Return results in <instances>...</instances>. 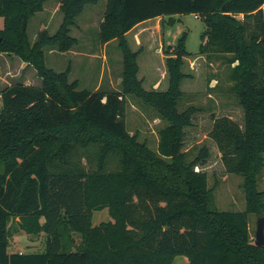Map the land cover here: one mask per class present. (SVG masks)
<instances>
[{"label": "trees", "instance_id": "16d2710c", "mask_svg": "<svg viewBox=\"0 0 264 264\" xmlns=\"http://www.w3.org/2000/svg\"><path fill=\"white\" fill-rule=\"evenodd\" d=\"M96 2L59 0V27L39 30L31 43L28 23L45 0H0V53L19 57L40 79L0 92V264H171L177 256L187 264H264L248 220L264 213V189L257 188L264 171V0H106L98 37L118 41L120 86L80 89L69 68L46 65L45 50H71V27ZM183 14L203 19L197 53L228 64L243 111L241 124L214 116L208 132L226 172L242 176L243 211L211 205L208 174L195 168L208 151L183 149L197 110L178 107L188 77L184 57L192 55L186 32L164 49L165 90H147L138 78L140 49H130L126 33L156 17L171 25ZM127 96L165 122L155 149L129 133ZM103 209L109 219L93 225V212ZM14 220L28 235L44 233L43 251H8Z\"/></svg>", "mask_w": 264, "mask_h": 264}, {"label": "rangeland", "instance_id": "374dc122", "mask_svg": "<svg viewBox=\"0 0 264 264\" xmlns=\"http://www.w3.org/2000/svg\"><path fill=\"white\" fill-rule=\"evenodd\" d=\"M47 1V6H55L56 1L59 0ZM105 3L106 0H97L96 3L87 4L76 19L78 27L72 29V35L75 34L77 37L76 50L83 53L80 55V62L69 54L57 61L54 55L48 52L49 50H45V63L48 67L62 71L67 66L73 65V70L70 71L68 77L69 80L76 79L80 89L93 90L97 87L118 89L120 86L122 55L118 41L114 40L104 45L98 37L99 21L102 18ZM173 18L179 21L171 25L167 24V18H152L127 34L130 49L132 51L140 49L137 57L140 69L138 78L143 80V87L147 90H165L168 86V76L164 49L167 46H174L182 32H186L185 47L192 55L184 57L182 70L188 74V77L180 85L184 95L178 107L179 110H183L187 106H194L197 110L193 115L191 126L185 129L183 149L192 150V155H195L202 146L207 149L208 157L204 164L197 165L195 168L205 170L208 174L209 187L214 188L211 205L219 210L243 211L245 194L242 187V176L226 172L220 152L208 137L214 116L226 115L240 124L243 120V111L230 91L229 66L221 58L208 59L197 53L200 34L205 30V24L200 16L183 14L178 19ZM61 20L62 13L59 10L51 18L43 12L31 17L27 28L30 42L34 41L40 25H46L48 32L52 34L59 27ZM2 26L3 19L0 17V28ZM21 72L19 70V73L12 75L11 78L8 77L9 83H16L18 79L28 74L25 70ZM29 76L31 74H28L31 82H37ZM164 123L151 108L140 100L127 96V129L130 134H136L139 141H145L150 149H155L158 129ZM257 188L258 190L264 189V171L258 177ZM261 216H264V213L248 214L249 231L253 241L257 219ZM108 219L107 209H103L94 211L91 221L95 225ZM15 220L9 225L8 251L10 253L13 251L25 253L43 251L45 248L44 233L28 235L18 229ZM171 264H187V258L177 256Z\"/></svg>", "mask_w": 264, "mask_h": 264}, {"label": "crops", "instance_id": "0c3cea01", "mask_svg": "<svg viewBox=\"0 0 264 264\" xmlns=\"http://www.w3.org/2000/svg\"><path fill=\"white\" fill-rule=\"evenodd\" d=\"M56 5L53 6H47L48 4V1L45 0V3H44V7H43V10L36 13V14H39V13H46V16H49V18H51V16H53L54 13H56L58 11V6H59V1H56ZM34 14V15H36ZM33 15V16H34ZM32 16V17H33ZM160 18V17H158ZM148 20H151V19H148ZM148 20H145L141 23H138L137 25H135L132 29H134L135 27L141 25L142 23L144 22H147ZM62 21V20H61ZM78 27V23L76 22L74 26H72V28L70 29V35L74 38L77 39L76 35H72V29H76ZM41 29H47V26L46 25H40L39 29L38 30H41ZM131 29V30H132ZM129 30L127 33H126V38H127V34L131 31ZM114 40L108 42V43H105L104 45H107L111 42H113ZM76 45L69 51L67 52H64V53H61V52H58L54 49L52 50H49L48 52L53 54L55 59L58 61L60 59H62L64 57V55L66 54H69L70 56H72V58L74 59L76 57V59L78 60V62H80L81 60H79L80 58V55L83 54L82 52L76 50ZM92 55V54H90ZM107 59V58H106ZM0 92L1 90L5 87V86H8L12 83H9L8 79L12 77V75L16 74V73H19V70H21L22 72L25 70L26 72H28V74H31V79H36L37 82L34 83V82H31L30 78H28V74H25L24 77L18 79L16 82H28L32 85H40L39 83V78L35 76V70L33 67H25V63H23V61L17 57V56H13V55H8L6 53H0ZM73 65H69L67 66V68H69V73L71 70H73ZM3 68V70H2ZM50 68H53L54 67H50ZM56 71V70H55ZM63 71V70H62ZM140 71V69H139ZM21 72V73H22ZM24 74V73H23ZM69 76V74H68ZM9 77V78H8ZM98 88V87H97ZM0 105H1V101H0ZM14 252V251H13Z\"/></svg>", "mask_w": 264, "mask_h": 264}, {"label": "water", "instance_id": "95a60500", "mask_svg": "<svg viewBox=\"0 0 264 264\" xmlns=\"http://www.w3.org/2000/svg\"><path fill=\"white\" fill-rule=\"evenodd\" d=\"M254 244L257 246H264V216H261L257 219Z\"/></svg>", "mask_w": 264, "mask_h": 264}, {"label": "built area", "instance_id": "2783aa9c", "mask_svg": "<svg viewBox=\"0 0 264 264\" xmlns=\"http://www.w3.org/2000/svg\"><path fill=\"white\" fill-rule=\"evenodd\" d=\"M195 17H198L197 15H194Z\"/></svg>", "mask_w": 264, "mask_h": 264}]
</instances>
